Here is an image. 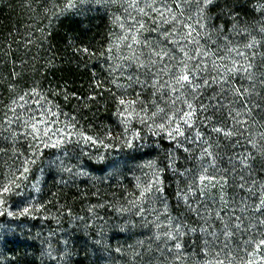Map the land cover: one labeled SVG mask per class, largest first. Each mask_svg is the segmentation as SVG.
Segmentation results:
<instances>
[{"label": "trees", "instance_id": "16d2710c", "mask_svg": "<svg viewBox=\"0 0 264 264\" xmlns=\"http://www.w3.org/2000/svg\"><path fill=\"white\" fill-rule=\"evenodd\" d=\"M52 120L81 165L42 170L39 203L77 220L66 256L15 240L0 264L247 263L251 230L264 264V5L0 0V189L47 150ZM164 208L179 248L158 239L152 210Z\"/></svg>", "mask_w": 264, "mask_h": 264}, {"label": "rangeland", "instance_id": "374dc122", "mask_svg": "<svg viewBox=\"0 0 264 264\" xmlns=\"http://www.w3.org/2000/svg\"><path fill=\"white\" fill-rule=\"evenodd\" d=\"M65 1L69 6V0ZM84 1L93 0H72V5ZM255 1L260 7L264 5V0ZM48 123L49 125H44V127H42L44 128L42 131L47 133L48 136V140L43 144V146H46L44 149L47 150L41 157L33 161L30 168H25L27 171L24 169L21 174L19 173L15 179L11 180L0 189V250L3 251L5 245L10 241L26 239L40 244L43 254L48 260L62 261L66 256V248L64 247L65 230L67 227L77 223V220L66 215H50L39 203V194L42 188V170L45 164L53 162L56 168L61 171L58 173V176L62 177L68 171L73 172L77 169L81 170V165L78 164V159L74 155L71 156L66 152V147L62 143V140H60V135L63 134V132L60 130L59 126H57L53 120ZM93 150L96 151L94 147H91L89 150L90 153ZM62 171L65 173H62ZM158 173V171L153 170L151 171L152 175L150 177L152 179L146 177V181L150 182V191L146 190L145 192L153 194L154 200H156L157 197L160 198L159 182L157 183V181L153 179L157 177ZM35 174H37V176ZM216 182V179L209 178L208 186L210 192L216 190ZM5 187L9 189L8 192H3ZM250 201V205L245 208V215L250 216V218L254 220V215L257 214L254 209V194L251 196ZM158 202L160 201L157 200L156 204H158ZM217 207L220 209L223 208L224 205L221 203V205ZM25 209H28V211L25 212ZM164 210L165 212L162 211L160 213L159 209L152 210V212L160 214L158 216H163L157 217L156 221L154 220L157 226V232H163L157 235L160 241L168 236L165 232L174 233L181 229L178 225L179 222L175 220L176 218L169 216L165 208ZM241 214H243V212L238 215ZM132 215V213L127 212L124 213L123 216L127 219L128 216ZM135 215H137V218H140L145 215V213L143 210H140L137 211ZM164 215H166V217H164ZM233 216H235V214L231 215V217ZM238 219L239 217H237L236 220ZM246 236L250 238V240H248V246H246L250 251L248 256L249 259L247 263L238 264H254V256H256L254 253V250H256V248L254 249V230L246 233ZM174 237L175 235L167 237V246L173 247V245H177L178 240ZM207 254V252H204L205 256H207Z\"/></svg>", "mask_w": 264, "mask_h": 264}, {"label": "snow or ice", "instance_id": "6c2138e0", "mask_svg": "<svg viewBox=\"0 0 264 264\" xmlns=\"http://www.w3.org/2000/svg\"><path fill=\"white\" fill-rule=\"evenodd\" d=\"M207 2L210 3L211 0H207ZM69 6H72V0H69ZM149 7H151V5H149ZM177 7H179V4H177ZM141 11H143V9H141ZM157 11H159V10H157ZM160 15L163 16L164 13H163V12H160ZM249 67H251V65H249ZM191 80H192V78L190 77L189 74H187V73H183V74H181V75L178 77V79H177V84H181V85H183V83L191 84ZM121 103H124V101H121ZM189 107H191V106L189 105ZM188 115H191V113H189ZM177 131H179V129H177ZM25 171H27V169H25ZM8 191H9V189H8L7 187H5V188L3 189V192H8ZM261 204L264 205V201H262ZM24 211L27 212L28 209H25ZM261 246H264V240H261V241L259 242V244L257 245V248H259V247H261ZM179 247H180V245L177 244V248H179ZM221 264H222V262H221Z\"/></svg>", "mask_w": 264, "mask_h": 264}]
</instances>
